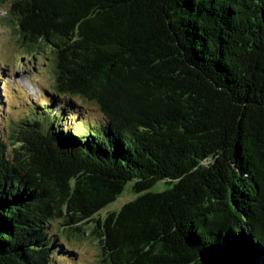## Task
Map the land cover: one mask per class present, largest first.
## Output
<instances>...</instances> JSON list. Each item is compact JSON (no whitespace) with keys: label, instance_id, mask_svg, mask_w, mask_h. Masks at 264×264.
Wrapping results in <instances>:
<instances>
[{"label":"trees","instance_id":"obj_1","mask_svg":"<svg viewBox=\"0 0 264 264\" xmlns=\"http://www.w3.org/2000/svg\"><path fill=\"white\" fill-rule=\"evenodd\" d=\"M0 7L55 69L50 97L0 121V264H57L59 234L100 264H202L217 246L264 264V0Z\"/></svg>","mask_w":264,"mask_h":264},{"label":"rangeland","instance_id":"obj_2","mask_svg":"<svg viewBox=\"0 0 264 264\" xmlns=\"http://www.w3.org/2000/svg\"><path fill=\"white\" fill-rule=\"evenodd\" d=\"M6 14L0 7V121L3 133L7 121H18L31 108L50 97L46 91L51 88L55 77L53 62L47 60L45 53H38L36 57L28 53L22 55L13 26L6 23ZM133 198L130 187H127L123 195L96 217H105L107 213L119 210ZM57 239L70 249L57 257V264H100L98 247L90 239L67 238L61 234Z\"/></svg>","mask_w":264,"mask_h":264},{"label":"water","instance_id":"obj_3","mask_svg":"<svg viewBox=\"0 0 264 264\" xmlns=\"http://www.w3.org/2000/svg\"><path fill=\"white\" fill-rule=\"evenodd\" d=\"M200 259L202 264H248L240 253L226 246L205 249L200 253Z\"/></svg>","mask_w":264,"mask_h":264}]
</instances>
